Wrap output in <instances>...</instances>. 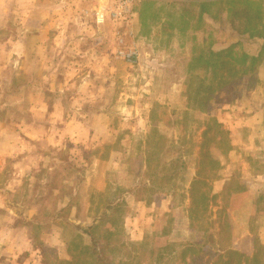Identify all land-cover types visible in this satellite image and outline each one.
<instances>
[{"label": "rangeland", "instance_id": "1", "mask_svg": "<svg viewBox=\"0 0 264 264\" xmlns=\"http://www.w3.org/2000/svg\"><path fill=\"white\" fill-rule=\"evenodd\" d=\"M208 1L145 0L99 25L96 0L55 86L17 87L49 73H18L0 45V206L30 223L32 264H97L93 243L105 264H264V8Z\"/></svg>", "mask_w": 264, "mask_h": 264}, {"label": "crops", "instance_id": "2", "mask_svg": "<svg viewBox=\"0 0 264 264\" xmlns=\"http://www.w3.org/2000/svg\"><path fill=\"white\" fill-rule=\"evenodd\" d=\"M95 1L0 0V45L4 44L6 56L9 62H13L14 70L20 74L29 72L31 74L49 73L42 76L43 78L34 76L35 78L31 81L27 79L17 81V87L36 89L41 86H55V84H52L55 77L53 76L54 72L62 70V72L66 71L69 74V71L74 69L73 65L79 62L70 64L66 58L65 49L72 39L90 40V35L85 33V30L89 29L87 26H89L92 19L80 21L77 20V17L81 11L85 10L83 8H90L95 4ZM254 1H256L258 7L264 8V0ZM192 2L197 3V1ZM213 2L215 0H210L204 4ZM11 21L14 25L11 24ZM71 27H74V31L77 33L76 37L72 35ZM6 30L8 32H5V34L4 31ZM94 34L92 36H95ZM236 36L237 39L248 38V35L245 38ZM92 38L95 44L93 51L96 54L99 52V48L96 46L98 37ZM254 39L258 40L257 37ZM138 42L142 44L146 41L139 37ZM91 50L83 48L81 55L86 56L85 54L90 53ZM4 68H8V65H4ZM50 73L52 74L50 75ZM16 78H19V75ZM59 81L61 85L71 86L73 80L69 77L65 78L63 74ZM74 81L79 82L80 80ZM73 125L76 124L72 123L70 126ZM79 128L81 127H77L76 130H79ZM15 133L18 134L17 131ZM9 134H12V132H8L6 129L0 130V142H4L3 159H6L10 153L7 143ZM7 212L13 214L10 209L0 206V264H21L19 261L17 263L15 258L27 254H29L28 259L22 263L32 264L34 261V241L31 225L27 223L24 226H17L12 218H10L11 221L6 219L9 216Z\"/></svg>", "mask_w": 264, "mask_h": 264}, {"label": "trees", "instance_id": "3", "mask_svg": "<svg viewBox=\"0 0 264 264\" xmlns=\"http://www.w3.org/2000/svg\"><path fill=\"white\" fill-rule=\"evenodd\" d=\"M238 2H241V3H244L245 5H244V7H246L247 5H248V8H246V11L247 10H250V11H252V9H254L255 11H257L260 7H258L257 6V3H256V1H254V0H235V1H231V0H226L224 3H219V2H213V3H209V4H204L203 6H202V8H205V7H209V6H215V5H218V6H225L226 4H228L229 6H231L232 4H233V7H234V9H236V4L238 3ZM239 4V7H237V8H241L242 7V4ZM235 4V5H234ZM136 10V9H135ZM225 10V9H224ZM230 11V10H229ZM199 13H195V15H196V17L197 18H199V19H201V17H202V14H199ZM240 16V15H239ZM193 19V18H192ZM218 20H220V21H222L223 23H226V22H228L229 20H231L232 21V23L234 24V26H235V32H236V34L238 35V36H240V37H242V38H245V36L247 35V33H246V31H244V30H247V29H244L243 28V26L241 25V16L240 17H238L237 19H232L231 18V16L230 15H228V12H227V10H225V11H222V13L219 15V18H218ZM206 22V21H205ZM201 23H203L204 25H205V23H204V20H202V22ZM207 24V29H211V26L208 24V23H206ZM201 28H203V29H205V27H201ZM212 30V29H211ZM204 31H206V30H201V32H202V35H201V37H200V39L202 40L203 39V41H205V40H207V37H206V33H203ZM210 34V33H209ZM211 36V35H210ZM212 37V36H211ZM253 37V36H252ZM255 37H257V36H254L253 37V39L255 38ZM258 40H260V38H261V36H260V34L258 35ZM218 41H220V39H217ZM215 42H217V41H215ZM199 46H201V44L199 45ZM237 48V47H236ZM235 48V49H236ZM192 50H193V42H192V45H190V48H189V51H191V54H190V57H192L193 56V52H192ZM231 51H233V48L232 47H230L227 51H225V52H222V53H219V54H221V55H225V54H230L231 53ZM209 54L211 55V54H213V53H211L210 51H209ZM215 55V54H214ZM201 56H204L203 54L201 55ZM200 56V58L202 59V57ZM241 56H242V54H241ZM245 56V58H248L246 55H244ZM93 245H94V250H93V254H92V256H91V259H93L94 260V262L95 263H97V264H105V261H104V257H102V255H104V247H101L99 244H97V243H93ZM101 258L102 257V259L101 260H98V258Z\"/></svg>", "mask_w": 264, "mask_h": 264}, {"label": "built area", "instance_id": "4", "mask_svg": "<svg viewBox=\"0 0 264 264\" xmlns=\"http://www.w3.org/2000/svg\"><path fill=\"white\" fill-rule=\"evenodd\" d=\"M103 7L96 12V22L99 25L106 24L108 22L118 23L133 17V8L136 3L143 2L145 0H104ZM122 44L123 41H121ZM119 57H124L129 62L136 60L139 55V51L131 49L129 51H123L120 48L117 53Z\"/></svg>", "mask_w": 264, "mask_h": 264}]
</instances>
